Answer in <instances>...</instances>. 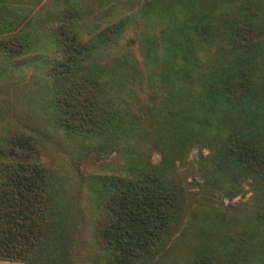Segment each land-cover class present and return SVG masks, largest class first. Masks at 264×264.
<instances>
[{
  "label": "trees",
  "instance_id": "obj_1",
  "mask_svg": "<svg viewBox=\"0 0 264 264\" xmlns=\"http://www.w3.org/2000/svg\"><path fill=\"white\" fill-rule=\"evenodd\" d=\"M22 1L0 0L1 60L21 63L34 50L39 32ZM72 1L41 24L57 49L44 79L52 118L80 147L116 161L94 176L97 252L88 264L157 260L183 221L175 172L193 150L219 181L262 200L228 254L240 264L249 252L263 260L264 0H138L149 16L168 19L142 39L141 58L119 48L123 20L85 37ZM71 219L35 135L0 130V259L75 264ZM212 255L192 263L215 264Z\"/></svg>",
  "mask_w": 264,
  "mask_h": 264
},
{
  "label": "rangeland",
  "instance_id": "obj_2",
  "mask_svg": "<svg viewBox=\"0 0 264 264\" xmlns=\"http://www.w3.org/2000/svg\"><path fill=\"white\" fill-rule=\"evenodd\" d=\"M37 1H22L31 11L30 26L39 32L33 37L34 50L30 59L24 58L21 63L0 59V130L24 129L35 135L42 159L51 167L74 223L75 264H88L97 252L93 241L97 205L94 176L107 169L109 162L116 161L111 159L113 155L80 147L53 121L52 99L44 79L47 63L56 56L57 49L51 38L43 34L41 24L50 21L52 10L64 8L68 3L65 0L43 4ZM72 4L83 11L77 21L87 38L114 21L123 20L126 25L119 38V48L126 44L139 58L142 57V39L156 36L160 27L168 22L158 13L149 16L138 0H73ZM206 154L207 150L203 156ZM158 159L159 154L153 152L152 161ZM175 174L185 190L184 217L176 234L153 264H194L192 261L197 254L208 255L209 251L213 253L215 264H240L235 255L228 254L232 248L231 238L244 229H251L253 214L262 209V200H256L244 184L219 181L197 150L191 151L185 161L177 162ZM263 228L264 225L258 228L259 232ZM249 257V264H264V257L257 260L251 252ZM207 264H211L210 258Z\"/></svg>",
  "mask_w": 264,
  "mask_h": 264
},
{
  "label": "crops",
  "instance_id": "obj_3",
  "mask_svg": "<svg viewBox=\"0 0 264 264\" xmlns=\"http://www.w3.org/2000/svg\"><path fill=\"white\" fill-rule=\"evenodd\" d=\"M0 264H23L20 261L4 260L0 259Z\"/></svg>",
  "mask_w": 264,
  "mask_h": 264
}]
</instances>
